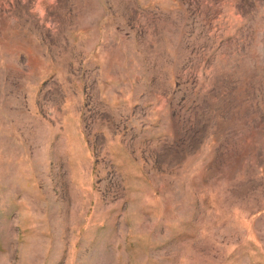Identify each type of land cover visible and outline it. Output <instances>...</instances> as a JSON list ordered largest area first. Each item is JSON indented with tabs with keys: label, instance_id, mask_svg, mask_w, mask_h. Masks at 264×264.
<instances>
[{
	"label": "rangeland",
	"instance_id": "rangeland-1",
	"mask_svg": "<svg viewBox=\"0 0 264 264\" xmlns=\"http://www.w3.org/2000/svg\"><path fill=\"white\" fill-rule=\"evenodd\" d=\"M0 264H264V0H0Z\"/></svg>",
	"mask_w": 264,
	"mask_h": 264
}]
</instances>
